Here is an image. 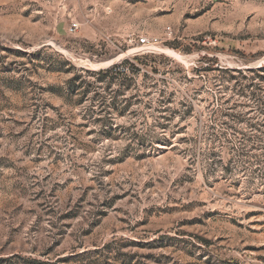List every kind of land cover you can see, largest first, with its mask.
I'll list each match as a JSON object with an SVG mask.
<instances>
[{
    "label": "rangeland",
    "instance_id": "1",
    "mask_svg": "<svg viewBox=\"0 0 264 264\" xmlns=\"http://www.w3.org/2000/svg\"><path fill=\"white\" fill-rule=\"evenodd\" d=\"M262 66L264 0H0V264H264Z\"/></svg>",
    "mask_w": 264,
    "mask_h": 264
},
{
    "label": "built area",
    "instance_id": "2",
    "mask_svg": "<svg viewBox=\"0 0 264 264\" xmlns=\"http://www.w3.org/2000/svg\"><path fill=\"white\" fill-rule=\"evenodd\" d=\"M139 43L142 46H148V45H150V42H149V40L147 38H140Z\"/></svg>",
    "mask_w": 264,
    "mask_h": 264
},
{
    "label": "trees",
    "instance_id": "3",
    "mask_svg": "<svg viewBox=\"0 0 264 264\" xmlns=\"http://www.w3.org/2000/svg\"><path fill=\"white\" fill-rule=\"evenodd\" d=\"M123 64H124V65H128V66L131 65V63H129L128 60H125ZM114 67H115V66H114ZM113 69H114V68H113ZM256 72H258V73H264V66H262L261 68H259Z\"/></svg>",
    "mask_w": 264,
    "mask_h": 264
}]
</instances>
